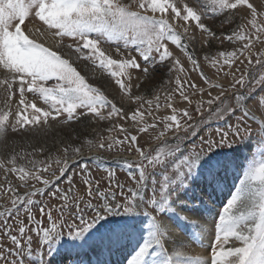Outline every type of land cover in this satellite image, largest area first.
I'll use <instances>...</instances> for the list:
<instances>
[{"label": "snow or ice", "instance_id": "snow-or-ice-1", "mask_svg": "<svg viewBox=\"0 0 264 264\" xmlns=\"http://www.w3.org/2000/svg\"><path fill=\"white\" fill-rule=\"evenodd\" d=\"M211 3L213 8H218L220 12L246 6L251 12V19L248 20V24L254 30L251 34L256 35L257 40L261 39V34H264V23L257 20V10L253 4L249 3V0H211ZM157 13L160 15L157 16ZM260 15H264V13ZM33 19L40 22L39 27L26 26V20L32 23ZM189 20L197 22L196 26L204 33L213 35L211 30L202 23V13L198 14L197 9L187 4L185 0H0V66L12 74L11 79L7 77L0 79V86L6 85V106L10 105L15 94L13 84L18 81L16 91L19 93V99L14 122L10 125L11 132L26 134L36 131L38 130L37 126L48 125L49 117L56 121L62 113L67 114L64 121L67 123L76 117L77 109L84 110L81 114H93L94 118L99 121L111 119L117 115L121 119L128 118L127 114L122 113L120 108L107 100L99 89L86 82L84 76L69 62V58L51 50L44 43L38 42L46 34L59 37L61 40L64 37L71 38L73 43L67 44L66 47L72 55L76 56L77 61L90 62L93 66L106 71L119 85L121 91L130 94L133 85L130 83L131 77L128 69H138L147 76L149 75V67H142L138 63L137 58L131 55L132 49L129 45H134L139 57L147 65L154 67L157 63H165L167 58L173 55L165 43L166 40L171 41L188 57L194 69L199 70L198 61L192 53L187 51L188 45L181 43V36L175 30L178 26L187 33ZM176 22L179 24L177 25ZM22 26L25 27L22 28ZM234 36L236 40H248L237 51L240 57L248 53V63L251 64L252 41L248 35L241 32H235ZM226 38L233 39L232 36ZM121 41L123 48L128 52L126 58L123 57L119 47L118 42ZM102 43H117L116 53L122 58L113 59L111 52L101 47ZM61 46V42L58 41L56 47L60 48ZM219 56L223 58V63L229 67L234 60L238 59L237 52H220ZM255 63L260 65L261 69L257 75L242 73L239 77H235V74L231 73L234 76L231 88L237 90L234 95L235 100L244 99L246 92L254 85H264V59L258 56ZM179 64V60H175L172 68L175 69L176 65ZM183 71V66H180V72ZM125 76L129 80L127 83L121 79ZM201 76L207 82L203 73ZM52 80L56 83L46 86ZM175 83L180 86L175 91L179 92L182 99L187 100L188 97L181 86L179 76H177ZM139 86V83L135 85L137 88ZM192 87L195 88L196 86L193 84ZM213 87L219 86L213 85ZM240 89L245 91L241 92ZM226 91L227 89L222 88L219 95L206 101L209 106L217 101L224 105L223 108L218 107L212 113L218 119L224 118L225 111L232 113L235 110L233 106L226 105L225 101L221 99ZM27 93L32 94V100L27 98ZM209 95L211 96V93ZM38 99H42L47 108L37 106L35 101ZM129 99L142 101L143 97L129 95ZM167 99L171 101L172 97L168 96ZM249 100V103L240 108L241 117L236 122L235 127L230 126L231 135L238 139H243L244 136L248 135L247 120L250 116L257 123V132L264 137V112L260 111L264 108V92L250 96ZM156 101V109L158 110L161 107L158 103L159 96L156 97ZM147 104L149 108L146 111L148 115H152L153 101L148 100ZM166 107L171 108L173 114L163 118L164 130L156 137L157 140L163 139L167 132L172 131L173 124L176 131L182 129L186 133L189 132L190 126L181 124L176 114L177 109L172 106V103L169 102ZM143 108L144 103H139L137 110L131 115V120L142 125L139 127V131L142 133L147 132L149 128L155 129L157 127L156 123L146 124L144 122V112L140 111ZM29 109L31 110L30 113ZM104 109L106 112L102 111ZM197 111H200L199 107ZM254 113L259 114V121L256 120ZM9 116L8 111L0 109V138L4 137L8 131ZM183 116L191 119L187 110L183 111ZM168 121L172 123H168ZM113 128H120L121 132L124 133V139L113 140L107 145L109 149L112 148L113 143L124 144L129 140L127 129L119 123H115ZM111 130L109 129V131ZM189 134L195 135V130L193 129ZM228 137L229 133L225 132L220 136L219 141L209 138L203 142L199 151L194 149L187 154L182 152L178 143L174 145L166 143L167 151L165 147H160L155 150L154 154L136 147L135 152L138 153V160L135 167L138 169L139 178L136 179L135 188H129V194L126 195L123 192V185L111 181L115 183L116 189H120L123 202L111 187L102 190L99 182L93 183L90 180H85L87 197L91 199L60 193L59 199L63 201V204L55 209L58 213L57 219L53 218L51 206L46 205L39 209L41 216H47L49 226L42 227L43 221L37 219L26 208L28 223L17 219L18 227L15 229V234L11 225L0 228V235L5 237L15 249L9 250L0 245V264H19L15 259L9 261L8 256L16 257L25 251L29 258L33 256V236L27 235L29 232H35L39 237V243L47 246L48 255L53 256L57 251L55 246L62 239L61 228L64 225L68 227L70 239L84 240L90 236L98 224H101L108 217L141 215V212L137 210L141 206H146L158 213L168 210L175 212L172 207L174 195L189 187V180L194 177L198 169L209 164L212 156L208 154L213 152L215 148L232 147V142ZM176 139L179 140V136ZM130 140L134 145L137 142V137L133 135ZM103 141V137L96 145H93L92 141H87L89 150L92 147L104 149L105 143ZM63 152L64 159L57 158L55 160V163L60 165L61 176L66 171V166L71 158L70 153L79 156L81 148L69 146L65 147ZM27 155L31 156L32 153ZM17 159L24 160L25 154L21 153L19 157L13 155L7 161V164L12 166L11 168H7L5 163L0 161V169H4L5 172H18L21 181H25L30 176L31 179L40 181L44 185L50 183L48 179H44L39 174L41 171L47 172L49 170L50 162L41 168V165H45V161L31 159L28 163L35 170L26 171L25 166L17 165ZM127 166L131 168L133 165L128 163ZM222 166L227 167V160ZM158 167L164 169L159 184L155 176L152 175ZM83 170L87 171L86 166ZM149 181L152 186L151 195L145 199L144 193L148 188ZM69 183H71V178H69ZM240 185L237 193L228 201L222 214L219 215V222L215 226V242L211 248L210 264H264V159L253 163L248 168L244 174V179L240 181ZM9 190L15 191V189ZM34 195L36 192L33 191L26 192L24 196H15L12 199L13 208L18 202L26 201L29 205L33 204L34 201L31 197ZM53 196H56V193H53ZM85 209L91 211L86 214ZM70 210L71 215H68ZM6 214H10L9 209L0 211V217ZM143 215L149 217L147 236H142L143 243L128 261V264H181V260L192 261L193 264H205L201 258L188 256L180 250L169 255L164 249V243L170 237V229L164 223V218L150 215L149 211H144ZM178 219L186 221L188 217L178 214ZM69 220L73 222L68 223ZM76 220L79 221L78 224L75 223ZM33 223L35 227L30 228L29 225ZM230 237L239 242V246L233 244L225 249ZM154 249H160V251L154 252ZM37 257L39 258L38 264H45L42 253H37ZM149 257H151V261L148 259Z\"/></svg>", "mask_w": 264, "mask_h": 264}, {"label": "rangeland", "instance_id": "rangeland-1", "mask_svg": "<svg viewBox=\"0 0 264 264\" xmlns=\"http://www.w3.org/2000/svg\"><path fill=\"white\" fill-rule=\"evenodd\" d=\"M187 4L197 9L198 14L202 13V23L208 27L213 35H208L199 29L195 21H188L189 31L184 32L183 28L176 27V31L181 36V43L187 44V51L193 54V57L198 61L199 70L194 69L193 65L189 61L188 57L181 52L176 45L171 41H165L169 51L172 52V56L168 57L165 63H157L154 67L147 65L142 58L139 57L135 51L134 45H129L132 49L131 55L137 58L138 63L142 67H149V75L145 76L142 71L134 68H129L130 83L133 87L130 90V94H125L120 90L119 85L115 83L108 73L102 69L93 66L90 62L79 60L76 56L70 53V50L66 47L67 44L73 43L71 38L64 37L62 40L59 37L50 35V43L44 42L43 38L38 42L44 43V45L51 50L57 51L58 54H63L66 58H69V62L76 70L84 76L86 82L92 87L97 88L106 97L107 100L114 103L118 108L122 110V113L127 114V119H121L120 116H113L111 119L99 121L94 118L93 114H81L83 109L76 110V117L65 123L67 118L66 113H62L57 117L56 121L51 120L49 117V123L47 126H37L36 131L23 133H13L10 130L11 123L14 122L15 112L17 110L19 93L16 91L17 83L13 84V92L10 105L6 106L5 101L7 96L5 95L6 85L0 86V109L8 111L10 113L8 131L6 135L0 138V161L5 163L7 168H11L7 161L16 155L24 153L25 159H17V165L25 166L26 171H34L35 169L28 163L31 159L45 161V165H41L43 168L47 163H51V167L47 172L41 171L39 174L48 179L50 183L44 185L40 181H35L30 176L25 180L19 179V173L5 172L4 169H0V211L5 209L10 210V214L0 217V228L5 225H11L15 234V229L18 227L16 224L17 219L23 220L24 223H28L27 212L25 209H29L30 212L35 215L37 219L43 221L42 227L49 226L47 216H41L39 209L43 206H51L53 208V218H58V213L55 211L63 201L59 199L60 193H68L69 195L87 197V185L85 180H90L93 183L99 182V186L102 190L111 187L117 192L118 198L123 202V197L120 195V189L115 188V183L123 185L124 194L128 195L129 188H135L136 179L139 178L138 169L135 164L138 160V153L135 152V148L139 147L142 150L150 151L153 154L155 150L160 147H165L167 151V144H179L184 154L195 151H199L203 142L211 138L219 141L220 136L228 132V139L232 142V147L215 148L213 152L209 153L212 156L211 161L204 168L198 169L192 179L189 180V187L180 193H177L173 197L172 210L164 211L162 213L155 212L148 209L146 206H141L137 210L141 212L138 216H114L108 217L101 224H98L95 229L92 230L90 236L84 240H72L68 235V227L64 225L61 228L63 233L60 243L56 245V253L53 256L48 255L47 246L39 243V237L35 232H29L27 235L33 236V256H29L25 253L12 257L8 256V260L15 259L19 264H38L37 253L43 254V260L45 264H128V261L138 251L139 246L143 243L142 236H147V225L149 223V217L144 216V211H149L150 215H156L158 218L163 217L164 223L170 229V237L164 243V249L172 255L174 251L180 250L185 252L188 256L199 257L205 264H210L212 251L211 248L215 242V226L219 222V215L222 214L223 209L227 206L228 201L237 193V190L241 187L240 181L244 179V174L248 168L261 159H264V137L257 132V123L251 119V116L247 120V126L249 128L248 135L243 139H238L231 135V127H235L236 122L241 117L240 108L246 103H249V97L264 92V85H254L245 94L244 99L237 101L234 99V95L237 90L231 88V84L234 81V76L239 77L242 73H250L251 75H257L261 69L260 65L255 63L256 58L259 56L264 59V34H261V39L257 40L256 35H252L254 32L251 29V25L248 24V20L251 19V12L244 7H238L235 10H225L220 12L218 8H213L211 0H185ZM249 3L257 10V20L264 23V0H249ZM151 15V13H148ZM157 16L160 14L157 13ZM177 25L179 22H176ZM26 26L35 28L40 26V22L33 19L32 23L26 20ZM25 26H22V28ZM54 31V30H53ZM241 32L248 35L252 41L250 58L252 63H248L249 54L240 57L237 49L242 48L248 40H236L234 33ZM48 34H46L47 36ZM232 36L233 39L229 40L226 37ZM55 41V42H54ZM61 42V47L57 48V42ZM123 57L128 56V52L123 48V42H118ZM117 43H102L101 47L111 52L113 59H121V55L116 53ZM87 51V50H85ZM220 52H237L238 59L234 60L229 65L223 63V58L219 56ZM155 55V53H154ZM208 57V59H205ZM179 60L180 64L176 65L175 69L172 68L174 61ZM216 61V63H213ZM180 66H183L184 71L180 72ZM239 69V71H237ZM203 76L207 78V82ZM12 74L0 66V79L5 77L11 79ZM177 76L181 79V86L188 97L184 100L180 97L178 91H175L178 87L175 80ZM126 83L129 82L128 77H121ZM54 80L49 81L46 86L55 84ZM139 83V88L135 85ZM196 87L193 88L192 85ZM218 85L219 87H213ZM227 89L225 95L221 98L228 106H233L235 110L232 113L224 112V118L218 119L212 113L220 107L223 108L219 101L209 106L206 101L214 96L220 94L221 89ZM239 88V86H237ZM244 92V89H240ZM211 93V96L209 95ZM29 100L33 99L31 93H27ZM129 95L132 97L141 96L142 101H135L129 99ZM159 96L158 103L161 107L156 109V97ZM168 96L172 97V100L167 99ZM148 100H152L153 104L152 115H148L146 111L149 108L147 104ZM190 101V103H189ZM37 106L47 108L42 99L35 101ZM172 103V106L177 109V117L180 119L182 125L190 126L189 132L175 130L173 124V130L166 133L163 139L157 140L156 137L161 131L164 130L163 118L172 115V109L167 108L168 103ZM139 103H144V108L140 111L144 112V122L146 124L156 123L155 129L149 128L147 132H140L137 122L131 120V115L138 108ZM200 111H197V108ZM187 110L191 116L189 119L183 116V111ZM106 112V109L102 110ZM264 112V108L260 109ZM31 110L29 109V113ZM256 120H260L258 113ZM115 123L123 126L127 129L129 140L124 144L113 143L111 149L107 145L113 140H123L124 133L120 128H113ZM168 123H172L168 121ZM109 129H112L109 131ZM195 130V135H190L192 130ZM135 135L137 137L136 144H132L130 137ZM179 136V140L176 137ZM104 138L105 148L98 149L92 147L89 150L87 141H92L93 145L100 142L101 138ZM111 138V139H110ZM80 147L81 154L75 156L70 153V159L66 166V171L61 176L59 172L60 165L55 163L57 158L63 160L65 147ZM32 153L31 156L27 155ZM180 155V153H178ZM227 160V167H223L224 161ZM219 161V163H218ZM127 162V163H126ZM128 163L133 166L128 167ZM86 166L87 171L83 169ZM164 169L157 168L152 175L155 176L158 184L161 180ZM111 173V177H110ZM220 179L217 181V177ZM71 178V183H69ZM111 181H115L112 183ZM198 181V189L195 191L193 185ZM26 185V186H24ZM35 185V187H33ZM200 185V186H199ZM151 182L149 181L148 188L145 190V199H148L151 195ZM158 187V185H157ZM203 189L211 196V202H213L214 208L213 214L209 218L206 216L207 211L198 203L199 199H202L200 192ZM9 189H15L10 191ZM214 191L215 197L211 191ZM36 192V195L31 199L33 204L29 205L25 202H18L15 208L12 206V199L15 196H24L26 192ZM210 191V192H209ZM56 193V196H53ZM185 197L188 202L197 207L200 213H202L205 220H210V228L213 235L210 238L211 243H207L205 254H196L197 248H203L202 239L199 235L197 227L193 223H189V220L180 221L179 215H184L180 207L189 206L183 202L182 197ZM27 199V197H26ZM194 201L198 204L194 205ZM83 207V204L81 205ZM90 209H85V213L90 212ZM122 211V209H121ZM210 211V210H208ZM68 215H71V210ZM90 218V217H89ZM69 220L68 223H72ZM75 223H79L78 220ZM30 228L35 227V224H30ZM131 234V236H129ZM180 235L181 241L175 242V236ZM235 244L239 246V242H236L234 238L230 237L228 244L225 245V249ZM0 245H3L6 249L15 250L14 246L2 235H0ZM219 250V249H217ZM154 252H159L160 249H154ZM151 261V257L148 258ZM174 259H176L174 257ZM181 264H193L192 261H183Z\"/></svg>", "mask_w": 264, "mask_h": 264}, {"label": "bare ground", "instance_id": "bare-ground-1", "mask_svg": "<svg viewBox=\"0 0 264 264\" xmlns=\"http://www.w3.org/2000/svg\"><path fill=\"white\" fill-rule=\"evenodd\" d=\"M44 42L49 44L50 43V35H47L43 38ZM55 42V41H54ZM51 44V43H50ZM52 45V44H51ZM195 186L197 187L198 184L195 183ZM201 190V188H200ZM211 191V190H210ZM209 191V192H210ZM212 194H213V198H217L215 197V194H214V191L212 190L211 191ZM198 194H200L201 198L202 199H199L198 200V203L201 204V206H203L205 208V211H207V214L206 216L207 217H211L213 212V208H214V205H213V202H211V196H209L207 194V192H204V190L202 189L200 192H198ZM182 200L183 202H185L186 204H189V206H184L181 205L180 207V210L181 212L184 214V216L188 217V220L189 221H192V223L197 227L198 231H199V235L202 239V245H203V248H197L195 250V253L196 254H201V255H204L205 254V249H206V246L208 245L207 243H211L210 242V238L211 236L213 235L212 233V229L210 228L211 224H210V220H205V218L203 217L202 213H200V211L198 210L197 207L193 206V204H191L190 202L187 201V199L183 196L182 197ZM197 201H194V205L198 204ZM210 210V211H208ZM175 242H180L182 237L180 235H176L175 237ZM180 240V241H179Z\"/></svg>", "mask_w": 264, "mask_h": 264}]
</instances>
